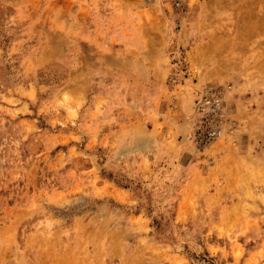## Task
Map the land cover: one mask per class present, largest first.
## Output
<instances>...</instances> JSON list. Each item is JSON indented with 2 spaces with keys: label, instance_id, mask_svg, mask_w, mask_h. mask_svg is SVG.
<instances>
[{
  "label": "rangeland",
  "instance_id": "1",
  "mask_svg": "<svg viewBox=\"0 0 264 264\" xmlns=\"http://www.w3.org/2000/svg\"><path fill=\"white\" fill-rule=\"evenodd\" d=\"M113 8L125 30L116 68L103 30ZM197 48L199 65L189 62ZM189 63L213 71L206 84L230 86L235 131L202 150L189 135L205 83L189 78ZM157 65H169L162 105L188 112L180 140L216 177L188 224L175 221L171 196L124 205L112 193L177 186L164 163L144 184L137 163L116 155L130 134L145 141ZM251 186L264 188V0H0V264H264V210L245 220Z\"/></svg>",
  "mask_w": 264,
  "mask_h": 264
},
{
  "label": "crops",
  "instance_id": "2",
  "mask_svg": "<svg viewBox=\"0 0 264 264\" xmlns=\"http://www.w3.org/2000/svg\"><path fill=\"white\" fill-rule=\"evenodd\" d=\"M106 14L107 16L105 17L112 20H108V22L104 26V35L108 34L109 38H111V40L113 41V48L109 55L110 58L111 56L113 57L112 59L108 60L113 62L111 66H113L114 68L121 67L122 49L120 46L116 47V45L121 42V34L125 30L123 31L122 25H119L120 23L118 24L115 21V19L117 18V14H120L118 10H116V8H113V11H107ZM88 33H90V31H88ZM56 49H58L56 45L49 43V46H47L44 50H47L48 52H54L56 51ZM200 50L203 49L197 48V51H199V53L194 52V49L189 54V62H192L193 60L198 63V65L200 64ZM48 59L52 60L53 57ZM161 61H164V63H168V60L165 61L164 59H162L160 60V62ZM36 62L39 63L35 67H42V65L47 63L45 61H40L39 59H37ZM192 65L194 66L193 63H189V68L187 70V75L190 79L193 77L195 78V81L197 83L203 82L205 84L215 82L213 79H211V76H213L212 70L208 69L206 71H201V67H197L195 70L190 68V66ZM159 66H161V69H158ZM66 67V80L69 83V81L72 82L74 80V72L73 70H70L68 64ZM168 73L169 65H167V67L157 65L156 70L153 73V76L158 79V81L156 80V82H161L162 86L160 88V91H156L155 96L151 98L152 103L147 110V117L150 122L146 126L145 141L142 144L139 142L136 136L130 134L129 140L123 139L117 145L116 155L119 158L120 162L124 161V159H127V161L129 162L133 160L135 161V163H137L139 175L142 182H145L144 184H149V181L153 178L152 174L154 170L151 169L150 165L164 163V166L161 169L166 170L164 171L166 177L169 176V179L177 181V186L174 188H168L167 186H165L163 189L153 187L149 192L147 191V193L143 188L136 195L133 191L134 189L115 187L112 190V193L115 197V200L124 205H133L144 201L145 199L139 197L142 196L141 194L145 196L149 194L152 196L163 195L166 196V198H168V196H171L170 201L172 202L175 221H178L181 224H188L187 222L193 220L196 216V212L198 209L197 203L200 196L205 194L207 190V183L210 184V180L215 179L216 177L209 174V172L208 174H204V172L199 168L200 165H198V163L202 161L194 152V146L188 141H185L186 139L180 140V137L185 136L189 131L190 124L188 120V112L184 109L182 110L181 107L176 108L175 110H171L168 107L163 106L161 103V99L169 95L167 94V86L165 84V78ZM158 92L161 93L162 96H160ZM159 102L162 106L159 104ZM20 107L23 108L22 105L18 106L19 109H21ZM134 124L140 125L141 121H139V119H136L135 121H131L129 125L130 127H133L132 125ZM119 126V128H123L125 125L119 123ZM122 147H129V153L123 154ZM138 147H140V151L138 150ZM213 147L216 148L219 157L221 155H223L224 157L225 152H220L222 148L220 142H216ZM146 164H149L147 168L145 167ZM165 165L167 167H165ZM178 166L180 170L175 171L173 168L175 167V169H179L177 168ZM200 180H202V183H200ZM146 188L150 187L146 186ZM218 200L219 199H217V201ZM211 203L212 202L209 201V205H211ZM238 205L239 204L233 203L232 207L234 208ZM205 208H207V206H205ZM252 210H255L256 212L264 210L263 187L255 188L251 186L250 188L245 189V215L246 212H248L245 216V220L247 217H249L248 215ZM136 216L137 215L133 214L132 216H129L128 219L135 218Z\"/></svg>",
  "mask_w": 264,
  "mask_h": 264
},
{
  "label": "built area",
  "instance_id": "3",
  "mask_svg": "<svg viewBox=\"0 0 264 264\" xmlns=\"http://www.w3.org/2000/svg\"><path fill=\"white\" fill-rule=\"evenodd\" d=\"M172 82L176 77L171 76ZM229 85L201 84L194 88L190 141L197 149H204L226 133L235 131L234 121L226 115L225 94Z\"/></svg>",
  "mask_w": 264,
  "mask_h": 264
}]
</instances>
